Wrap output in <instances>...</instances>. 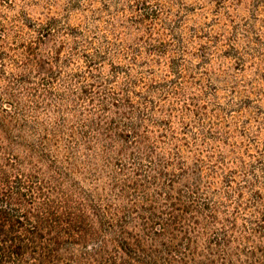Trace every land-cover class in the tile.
Returning <instances> with one entry per match:
<instances>
[{"label": "trees", "instance_id": "trees-1", "mask_svg": "<svg viewBox=\"0 0 264 264\" xmlns=\"http://www.w3.org/2000/svg\"><path fill=\"white\" fill-rule=\"evenodd\" d=\"M54 24L0 74V264H264L263 194L200 202L201 177L167 170L129 97L65 72Z\"/></svg>", "mask_w": 264, "mask_h": 264}, {"label": "rangeland", "instance_id": "rangeland-1", "mask_svg": "<svg viewBox=\"0 0 264 264\" xmlns=\"http://www.w3.org/2000/svg\"><path fill=\"white\" fill-rule=\"evenodd\" d=\"M50 20L65 72L129 97L167 170L201 177L200 202L264 197V0H0V74Z\"/></svg>", "mask_w": 264, "mask_h": 264}]
</instances>
